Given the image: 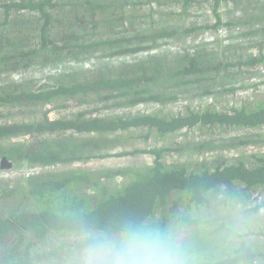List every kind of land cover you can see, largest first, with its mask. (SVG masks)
<instances>
[{"label":"trees","instance_id":"obj_1","mask_svg":"<svg viewBox=\"0 0 264 264\" xmlns=\"http://www.w3.org/2000/svg\"><path fill=\"white\" fill-rule=\"evenodd\" d=\"M222 1L172 0L178 9L177 15L184 18L189 16L188 9L192 6L209 7L214 13V24L210 26L189 22L186 27L162 26L150 30L148 38L146 34H132L128 29L117 31L111 27L114 21L109 18L110 26L104 24L107 38L96 39V34L91 33L92 37L82 40L61 33L94 28L100 22L102 11L107 12L111 5L101 0H0V27L5 29L0 31V72L24 74L27 69L38 66L46 70L42 84L39 83L43 81L29 85L26 79L14 89L7 84L0 86V141L9 142L6 149L10 148L8 155L1 150L0 161L4 158L29 165L64 164L69 160L66 149L47 145L42 138L44 134L66 131L108 134L112 135L109 140L123 141L136 131H146L147 137L153 134L162 139L180 130H245L240 136L220 138L216 145L208 138L195 141L199 142L196 151L201 154L215 148L227 150L236 145L259 144L256 147H260L263 144L249 155L232 159L216 154L207 160H197L196 165L185 161L164 163L163 156L175 152L174 149L150 147L124 153L152 155L150 166L63 171L54 177L49 174L41 183L37 181L40 177L28 178L26 187L18 185L17 189L5 184L2 189L6 196L10 195L6 192L20 191L22 200L29 201L31 206L27 212H20L17 206L10 212L0 210V264H38L33 250L41 244L49 247L39 252L40 264H49L51 260L63 264L75 246L74 224L79 220L97 228H111L128 217L165 221L181 213L211 209L219 202L241 206L251 222L247 246L232 259V264H264V133H258L264 128V99L251 101V96L258 91L243 82V94L248 101L239 106L218 109L207 101L209 95L219 93L221 88L225 94L234 92V83L245 81L246 74L252 75L256 66L264 65V54L259 50L257 57L254 51L244 54L245 59L209 60L205 56L207 52L201 49V42L192 44L189 37L194 32L231 25H244L251 28V34L263 37L264 27L252 28L264 18L250 13V18L244 14L237 21L222 22L219 11ZM163 2L156 0L152 7L157 8ZM182 39L190 43L191 53L187 50L185 54L163 57L160 62L126 66L125 59L134 53L167 46L169 40L183 42ZM83 59L85 63L88 59L94 61L83 72L66 65L68 62L74 66ZM168 77L177 82L165 84ZM168 85L174 86L176 93H186L182 97L183 111L170 118L152 114L114 117L77 114L58 119L47 116L46 108L59 107L63 100L78 97L83 98L80 102H87L86 97L97 96L99 101L107 103V108L173 101L177 94L170 93L172 90L165 88ZM214 86L219 91L214 93ZM257 88L263 89L264 81ZM196 101L202 105H195ZM204 103L206 106L200 108ZM27 106L45 109L44 114L27 121H1L10 116L12 109ZM252 130L255 132L251 133ZM117 175L127 180L126 184L119 188L103 185V181L109 184ZM256 193L260 198L254 197Z\"/></svg>","mask_w":264,"mask_h":264},{"label":"rangeland","instance_id":"obj_2","mask_svg":"<svg viewBox=\"0 0 264 264\" xmlns=\"http://www.w3.org/2000/svg\"><path fill=\"white\" fill-rule=\"evenodd\" d=\"M103 4L107 3L111 5L110 9L108 8L107 12L102 11L100 22L94 28L83 30L78 28L77 30H68L67 32L61 33L67 37L85 39L88 40L91 36V33L96 34V39L107 38V30L104 27L109 25L107 20L112 18L114 23L111 27L118 30L128 29L133 34L138 32L140 34H146L147 37H151L150 30H154L157 27H166L171 26L182 27L187 26L189 22L193 23L195 26H210L214 24V13L212 10L204 4L192 6L188 9L189 16L179 17L177 15L178 9L176 4H173L172 0H164V2L158 5L157 8L152 7V3H155L156 0H101ZM219 11L221 15L222 22L229 20H239L240 17L244 14H247L249 17L250 13L261 14L264 18V0H223L219 5ZM242 13V14H241ZM233 18V19H232ZM250 18V17H249ZM258 22V21H257ZM68 24V23H67ZM69 25V24H68ZM110 26V25H109ZM259 27H264V21L258 22L253 29ZM251 29V28H250ZM245 27L244 25L229 26L227 28H217L216 30H206L203 32H194L190 34L189 37L192 39V44L195 42H201V49L205 50L206 58L209 60L223 61L226 60H238L240 57L245 59L244 54H249V52L255 51V56H258L259 50L260 53L264 54V36L260 37L259 34H251V30ZM5 30L0 27V31ZM245 36V39L243 38ZM188 37V38H189ZM185 39V38H184ZM183 40V39H182ZM169 43L166 47L161 46L159 48H151L148 50H142V52H137L125 59L127 67L137 66L141 62L153 63L156 60H164L165 57L171 58L173 56L180 55V52L177 47H183L185 51L189 50L188 46L190 43L188 40H183L180 42L178 40H169ZM238 49H234L237 48ZM153 49V50H152ZM164 57V58H163ZM159 60V62H160ZM83 59L79 63H75L72 66L67 62V66L83 72L89 68V64H93L94 61L91 59L84 62ZM130 62V63H129ZM89 63V64H88ZM146 64V63H143ZM46 70L41 66L31 67L27 69V72L24 74L12 73L11 75L0 74V86L1 85H10L9 88H16L17 85L21 84L24 80L28 79V83L36 84L44 80ZM243 78H247L241 83L237 81L234 83L235 93L230 92L228 94L224 93V89L221 88L219 93L209 95L207 97L208 103H211L214 107L220 109L221 107H237L242 102L248 101L245 99L246 94H243L242 83L246 85H253L254 89L258 91L257 94L251 96V101H256L258 99H264V88H257L260 82L264 81V65H258L254 69L252 75L246 74ZM240 79V78H239ZM45 81L39 83L42 84ZM168 82V83H167ZM165 84L176 83L177 81L168 77ZM159 86V85H157ZM156 86V87H157ZM162 88V87H161ZM165 88L172 90L170 93L175 92L174 86H166ZM214 93L219 91L217 86L212 88ZM173 94V95H174ZM177 98L173 101H167L162 103H139L134 105H127L117 108L115 106L107 108V103H102L99 101L97 96L86 97L87 102H80L81 97L78 99H68L66 101L60 102L59 107H54L47 110V116L51 119L58 118H70L76 116L77 114L89 116H101V117H114V116H128L135 114H152L158 115V117H173L183 111V105L185 104L182 101V97L186 94L184 91L179 93L177 92ZM250 101V102H251ZM195 105H202L201 101H196ZM206 105L203 104L204 108ZM10 106L8 107V110ZM45 109H38L35 106H27V108L22 109H12L10 116L4 118L1 121H19V120H29L38 115H43ZM245 130H228V131H218V130H209L202 132L200 130L188 131L180 130L171 135L166 136L165 138L158 139L155 135L150 134L147 137L146 131H136V133L130 135V137L123 141L109 140L108 138L112 135H104L98 133L92 134H73L72 132L66 131L64 133H53V134H44L42 141L47 145L54 146L59 149H66V158L68 162L64 164H54L53 167L44 174L39 172V174H34L27 176L25 171H19L20 169H28L31 167H38L39 164H34L33 166L26 164L25 162H19L15 159H10V162L2 163L5 159L2 158L0 161V210L4 211L5 209L9 212L17 206V209L20 212H27L30 210V202L22 200L21 192L18 191L17 194L11 192L9 196H6L3 193L2 187L5 184L11 185L12 188L17 189L18 185L25 186V181L27 177H40L37 181L41 183L42 179H47L50 174V177H54L59 172L71 173L73 171H78L81 169L89 170H115V169H126L129 167L132 168H142L145 166H150L153 163V156L147 153H135L124 155V153H132L133 151H144V149H149L150 147H160V146H169L172 147L175 151L173 153H168L163 156L162 162L164 163H176L177 161L186 162V163H198L197 160H207L212 158L214 155L217 156L225 155L227 157L237 158L238 156L249 155L255 150L262 148L256 147L258 145L251 144L246 147H241L239 145L233 146L230 149H218L208 150L207 152L201 154L196 151V144H199L200 139H211L210 141L216 145V141L222 139H229V137L240 136ZM255 132L252 130L251 133ZM264 133V128H262L258 133ZM125 132H123L124 134ZM126 134V133H125ZM187 134V135H185ZM21 142V141H15ZM14 142V143H15ZM9 145V142L0 141V152L2 150L3 154L8 155L10 148L6 149ZM195 148V150H191ZM212 149V148H211ZM218 149V150H217ZM196 155V156H195ZM196 163L194 165H196ZM41 165V164H40ZM31 166V167H30ZM19 173V174H18ZM127 180H123L119 175L115 176L111 183L103 181V185L108 188H119L126 184ZM16 195V196H14ZM17 200V201H16ZM55 247V244L50 245ZM48 245L41 244L39 248L35 247L33 250V258H35L36 263L40 264L39 252ZM45 256V255H43ZM50 259H56L51 258ZM66 262V261H65ZM65 262L63 264H65ZM49 264H57L56 261L51 260Z\"/></svg>","mask_w":264,"mask_h":264},{"label":"clouds","instance_id":"obj_3","mask_svg":"<svg viewBox=\"0 0 264 264\" xmlns=\"http://www.w3.org/2000/svg\"><path fill=\"white\" fill-rule=\"evenodd\" d=\"M6 71L0 74H12ZM250 228L244 209L225 202L165 221L128 217L111 228L79 220L66 264H232L247 246Z\"/></svg>","mask_w":264,"mask_h":264},{"label":"built area","instance_id":"obj_4","mask_svg":"<svg viewBox=\"0 0 264 264\" xmlns=\"http://www.w3.org/2000/svg\"><path fill=\"white\" fill-rule=\"evenodd\" d=\"M164 47H166V46H164ZM175 50H178L180 52V54L188 53L187 51H185V49L183 47H177V49H175ZM185 135H187V134H185ZM46 170H48V167L46 168V167L38 166V167H31V168H28V169H25V168L24 169H20L19 171H25L26 175L30 176V175H34V174H39V172H44ZM254 197L255 198H260L259 193H256Z\"/></svg>","mask_w":264,"mask_h":264},{"label":"water","instance_id":"obj_5","mask_svg":"<svg viewBox=\"0 0 264 264\" xmlns=\"http://www.w3.org/2000/svg\"><path fill=\"white\" fill-rule=\"evenodd\" d=\"M2 163H6L7 165H9V166H10V164H8V163H7V161H5V160H4Z\"/></svg>","mask_w":264,"mask_h":264}]
</instances>
